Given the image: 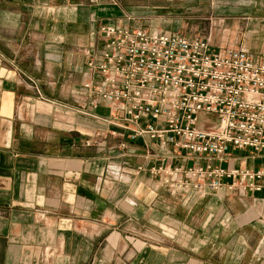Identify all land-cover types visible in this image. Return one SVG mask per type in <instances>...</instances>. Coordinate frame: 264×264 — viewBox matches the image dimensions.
I'll list each match as a JSON object with an SVG mask.
<instances>
[{
	"label": "crops",
	"instance_id": "0c3cea01",
	"mask_svg": "<svg viewBox=\"0 0 264 264\" xmlns=\"http://www.w3.org/2000/svg\"><path fill=\"white\" fill-rule=\"evenodd\" d=\"M206 16L222 18L202 36ZM245 18L264 33V0H0V264H264V189L161 185L156 143L111 123L85 86L100 83L103 25L226 50L247 47ZM231 154L264 167V153Z\"/></svg>",
	"mask_w": 264,
	"mask_h": 264
},
{
	"label": "built area",
	"instance_id": "2783aa9c",
	"mask_svg": "<svg viewBox=\"0 0 264 264\" xmlns=\"http://www.w3.org/2000/svg\"><path fill=\"white\" fill-rule=\"evenodd\" d=\"M101 32L105 47L89 61L100 83L85 86L108 102L111 123L156 143L152 156L162 160L151 172L161 185L203 194L264 189V167L228 165L232 150L264 153V58L178 33L111 23Z\"/></svg>",
	"mask_w": 264,
	"mask_h": 264
},
{
	"label": "rangeland",
	"instance_id": "374dc122",
	"mask_svg": "<svg viewBox=\"0 0 264 264\" xmlns=\"http://www.w3.org/2000/svg\"><path fill=\"white\" fill-rule=\"evenodd\" d=\"M222 17H217V16H206L200 19L202 25V36H208L212 32L213 28H216L217 22L220 20ZM229 18V17H227ZM247 18L243 19L240 24V28L242 30L235 32L236 35H240L241 41L247 45L245 48L248 50L250 53L254 54H262V58H264V48H260L259 46L261 45L262 39H264V33L261 31H254L248 29V24H247ZM229 26V20L225 24V26ZM226 28V27H224ZM215 34V32H214ZM219 34V33H218ZM245 41V42H244ZM259 55H254L255 57H258Z\"/></svg>",
	"mask_w": 264,
	"mask_h": 264
}]
</instances>
